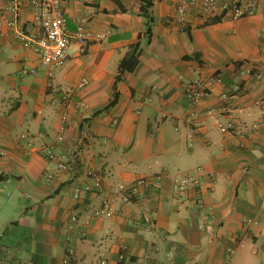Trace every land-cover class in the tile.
<instances>
[{"label": "crops", "instance_id": "0c3cea01", "mask_svg": "<svg viewBox=\"0 0 264 264\" xmlns=\"http://www.w3.org/2000/svg\"><path fill=\"white\" fill-rule=\"evenodd\" d=\"M63 3L66 28L91 36L51 76L31 72L41 56L16 36L38 28L32 0H0L16 21L0 27V264H120L121 251L123 264H264V8L234 19L195 6L183 31L180 0H155L148 41L140 0ZM139 40V64L118 79ZM217 77L199 101L186 94L190 80ZM45 146L67 155V169ZM91 168L104 179L97 193L84 188ZM183 175L197 181L178 193ZM140 177L149 183L131 200L95 215L111 186Z\"/></svg>", "mask_w": 264, "mask_h": 264}, {"label": "built area", "instance_id": "2783aa9c", "mask_svg": "<svg viewBox=\"0 0 264 264\" xmlns=\"http://www.w3.org/2000/svg\"><path fill=\"white\" fill-rule=\"evenodd\" d=\"M14 6L13 9L18 6V0H12ZM32 3L36 10V21L38 28L35 31H25L24 29H18L16 32L17 38L22 42L26 48L33 49L40 54L41 61L38 67L31 69V72H37L41 68H46L49 74L52 76L56 68L63 66L69 59V51L73 42L80 45L88 43L91 33L86 29L85 25L80 24L74 30H68L66 28L67 17L65 14V6L63 0H32ZM201 6L204 8L220 7L223 13L230 15L234 19H239L244 16H251L259 12L261 8H264V0H180L178 5L177 14L173 18L175 25L181 30L185 31L188 28V13L192 7ZM11 8V6H10ZM5 9L0 7V27L7 23L11 27L16 26L15 20L5 22ZM99 38H104L105 33L101 32L97 34ZM222 78L217 77L214 79H195L190 80L186 84V94L195 102L199 101L204 95L208 94L213 87L215 81H221ZM88 83V79L84 78L79 86L83 87ZM234 93L241 91V86L236 84L233 88ZM230 96L224 95L225 99ZM69 97H67L68 99ZM82 106H86L82 103ZM192 113L191 115H193ZM68 116H63L60 124L59 140L64 139V132L67 128ZM223 131H229V127L221 126ZM23 137L27 138V134H23ZM45 154L52 160L56 161L57 168L65 170L68 167V157L66 154L57 153L52 146L43 147ZM87 176L91 178L89 182L85 184V190L90 193H97L102 190L104 186L103 175L96 169H88ZM53 174L50 173L49 177ZM197 180L193 176L183 175L174 178V186L178 193H186L191 183ZM149 183L147 177H140L136 184L133 186H127V184L121 182L111 186L107 195L104 197L101 205L95 209L96 216H112L115 213L114 203L115 201L124 196L125 199L131 200L137 193L141 185ZM75 198L81 199V193L75 192ZM89 221V220H88ZM78 222V216H72L71 227ZM67 253L68 255L74 254L75 249L73 247V236L68 235L66 237ZM125 248V245H122ZM120 264H123L125 253L121 251ZM56 264H69V256L63 258L61 262Z\"/></svg>", "mask_w": 264, "mask_h": 264}, {"label": "trees", "instance_id": "16d2710c", "mask_svg": "<svg viewBox=\"0 0 264 264\" xmlns=\"http://www.w3.org/2000/svg\"><path fill=\"white\" fill-rule=\"evenodd\" d=\"M141 1V14L146 18V36L147 40L153 36V24H154V15H153V5L155 0H140ZM143 51V43L141 40L137 41L136 43L132 44L130 50L121 60L119 65L120 74L118 79L127 71H133L140 62V56ZM117 102V98H115L111 104H109L105 110L109 109Z\"/></svg>", "mask_w": 264, "mask_h": 264}, {"label": "rangeland", "instance_id": "374dc122", "mask_svg": "<svg viewBox=\"0 0 264 264\" xmlns=\"http://www.w3.org/2000/svg\"><path fill=\"white\" fill-rule=\"evenodd\" d=\"M5 195H6V193H5ZM20 202H21V201H20ZM12 212H13V211H12ZM11 214H12V213H10V215H11ZM10 215H9V216H10ZM9 216H8V217H9Z\"/></svg>", "mask_w": 264, "mask_h": 264}]
</instances>
